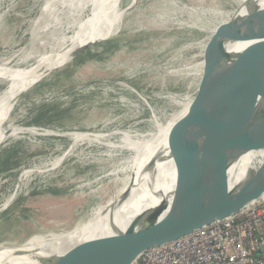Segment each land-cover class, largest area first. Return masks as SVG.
<instances>
[{"label": "rangeland", "instance_id": "374dc122", "mask_svg": "<svg viewBox=\"0 0 264 264\" xmlns=\"http://www.w3.org/2000/svg\"><path fill=\"white\" fill-rule=\"evenodd\" d=\"M249 1L123 0L116 8L125 13L110 35L41 70L2 127L7 138L0 144V249L55 239L114 199L130 176L132 148L148 146L155 123L176 138L204 74L215 65L217 26ZM44 3L0 0V66L9 76L47 58L46 39L72 35L44 32L46 24L38 22ZM259 5L264 8V0ZM64 25L79 27L82 21ZM262 44L242 34L237 50L247 53ZM261 63L264 74V59ZM6 80H0V94ZM78 133L101 138L74 143L68 134ZM124 144L131 150L120 148ZM152 155L144 150L135 155L136 173L121 189L131 182L129 196L112 210L109 205L93 213L85 234L108 227L152 197L147 178H138ZM26 171L31 172L19 183ZM173 179L172 161L159 167V188Z\"/></svg>", "mask_w": 264, "mask_h": 264}, {"label": "water", "instance_id": "95a60500", "mask_svg": "<svg viewBox=\"0 0 264 264\" xmlns=\"http://www.w3.org/2000/svg\"><path fill=\"white\" fill-rule=\"evenodd\" d=\"M260 1L237 6L217 26L213 40L215 65L204 74L191 107L216 104V112L209 117L193 115L192 130L169 151V158L154 156L138 172L140 180L147 178L146 189L159 204L137 214L124 231L118 224L126 217L109 223L111 236L84 233L93 213L105 211L109 205L112 210L129 196L131 182L122 192L121 189L136 173L135 155L143 149L135 148L130 176L114 199L45 242L42 247L49 251L46 256L39 255V247L21 259L34 264H131L144 251L237 214L264 195V44L247 53L237 50L242 34L264 41V8ZM258 95L262 100L256 104ZM155 124L152 132L158 128ZM150 136L151 133L144 135ZM167 161L173 163L175 181L173 190L164 195L157 184V166ZM224 162L241 163L244 171L236 184L231 185L227 169L222 167Z\"/></svg>", "mask_w": 264, "mask_h": 264}, {"label": "bare ground", "instance_id": "6f19581e", "mask_svg": "<svg viewBox=\"0 0 264 264\" xmlns=\"http://www.w3.org/2000/svg\"><path fill=\"white\" fill-rule=\"evenodd\" d=\"M122 1L123 0H45L44 6L39 13L38 19V22L40 24H46L43 27L44 32H47L49 30H58V32L63 35V37L68 33L72 35L68 38L65 37L64 39L60 40L57 37L54 39H46L42 48L50 50L49 53L46 54L48 57L42 59H40L39 57L36 58L34 60L33 67L28 68L26 71L21 70L19 73L9 76L10 70H7L6 68H2V66H0V80L8 79L6 80V89L0 94V144L4 139L7 138V132L5 131L6 128L5 130H2V127L5 121L8 120L9 116L11 115L13 106L17 98L20 96V93L26 91V89L36 81V78L39 76V74L42 73L41 70H43L44 68L54 67L61 60L65 59V57H67L68 55L70 56L71 51L82 48L98 39H102L110 35V33L119 25L120 19L125 13L124 11L119 12L117 10V8L120 7ZM130 1L132 2L134 0ZM84 16L85 19L82 20ZM76 21H82V26L80 25L79 27H77L78 25H64V23L66 22L75 23ZM39 23L37 24V26L39 25ZM26 60L29 61L32 60V58L26 57ZM261 100L262 97L258 95L256 104H258L259 101L261 102ZM216 109V104L205 105L203 107H200L199 109H191L186 119L184 120L178 134L176 135V138L172 137L173 135L171 136L168 131L165 130V128L159 126L156 129V133L152 135L150 143H148V146H145L143 150L146 152H152V157L163 155L165 159L169 158V151L174 148V145H176V143L184 141L187 138L189 132L192 130L190 118L193 115H197L200 117H209L216 112ZM13 134L15 133H12L11 135ZM11 135H8V137ZM68 135H70L74 143L80 140L95 142L97 139L101 138V136L99 135H91L92 137H89V134L87 135L79 133ZM120 148L131 150V148L129 149L125 144ZM168 162L171 161L159 164L157 166V171L159 170L160 166L167 164ZM55 164L57 163H54V165ZM222 167H226L227 175L229 176L231 185L236 184L241 180L244 169L240 162H224ZM29 172L31 171H26L20 176L19 183L26 179ZM174 181L175 179L171 180L165 187L159 188L163 191L164 195H167L173 190ZM158 204L159 200L155 199L153 196L149 199L144 200L143 202L138 204L136 208L128 210L121 215L120 218L126 217V219L125 222L122 221V224H118L119 228L124 231L137 214L156 207ZM130 212H132L131 214L133 215H129ZM120 218L116 219V221L120 220ZM111 235L112 233L108 226L99 230L97 233L92 234L91 236L104 237ZM44 243L45 242H42L41 244L25 245L13 249H0V264H34L33 262L21 259L20 257L31 252H36L39 249V255L43 257L46 256V253H48L49 251L47 250V247H42L45 245Z\"/></svg>", "mask_w": 264, "mask_h": 264}, {"label": "built area", "instance_id": "2783aa9c", "mask_svg": "<svg viewBox=\"0 0 264 264\" xmlns=\"http://www.w3.org/2000/svg\"><path fill=\"white\" fill-rule=\"evenodd\" d=\"M131 264H264V195L237 214L144 251Z\"/></svg>", "mask_w": 264, "mask_h": 264}, {"label": "trees", "instance_id": "16d2710c", "mask_svg": "<svg viewBox=\"0 0 264 264\" xmlns=\"http://www.w3.org/2000/svg\"><path fill=\"white\" fill-rule=\"evenodd\" d=\"M79 58H80V57H79ZM41 111H42V108L39 110V112H41ZM34 124H35V125H38L39 123L35 120V121H34ZM14 155H16L15 152H14ZM12 156H13V155H12Z\"/></svg>", "mask_w": 264, "mask_h": 264}]
</instances>
